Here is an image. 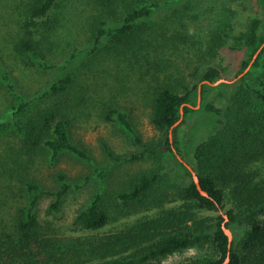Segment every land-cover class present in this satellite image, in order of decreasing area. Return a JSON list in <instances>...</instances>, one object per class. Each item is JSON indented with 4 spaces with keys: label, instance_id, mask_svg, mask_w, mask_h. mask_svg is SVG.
Instances as JSON below:
<instances>
[{
    "label": "trees",
    "instance_id": "1",
    "mask_svg": "<svg viewBox=\"0 0 264 264\" xmlns=\"http://www.w3.org/2000/svg\"><path fill=\"white\" fill-rule=\"evenodd\" d=\"M62 1L25 0V17L46 18ZM182 1L88 0L94 12L91 25L88 28L86 24L83 30L88 44L82 51L63 58L59 65L66 69V75L51 83L47 92L37 98L49 97L52 103L49 108L31 105L25 97L12 92L18 99L13 116L19 114L25 129L29 126L26 139L23 138L26 143L35 147L44 144L51 151V161L58 160L63 153L90 161L86 153L71 143L69 130L70 119L79 114L83 98L78 91L82 73L89 70L90 63L99 66L101 60H110L115 70L121 66V73L137 77L146 87L149 121L159 137L142 142L127 114L116 110L112 102L102 105L100 114L106 121L115 115L142 146L140 154L133 155L130 162L153 159V168L131 176L119 195L128 208L132 204L135 211L152 214L134 218L115 232L101 233L119 216L135 212L123 207L112 214L104 202L109 170L96 167L91 178L100 177L99 189L75 214L70 225V232L77 235L56 237L58 231L64 234L62 229L51 227L48 221L41 224L35 210L40 199L47 195L54 197L49 212L57 213L67 193L74 189L69 178L57 174L58 187L54 191L26 181L28 202L16 210L11 232L4 233L3 240L7 241L0 245V264H161L168 257L189 250L196 254L180 264H264V46L261 47L264 0H257L261 14H251L247 29L236 35L231 26L234 15L227 11L223 0L220 14L216 9L218 0H188L195 1L192 11H198L190 20L206 16L211 20L208 24L211 39L202 45H209L213 51L228 42L232 43L228 44L230 51L243 52L236 74L247 71L235 81L237 90L226 82L215 86L202 83L222 78L216 65L205 67L198 83L193 84L181 83L183 80L169 73L171 65L164 54L177 53L178 43L186 41L178 35L172 39L162 34L157 27L160 19L154 15ZM68 11L66 8L61 13ZM44 28L48 40L55 30L50 25ZM79 31H74V45ZM41 39L37 41L31 34L18 39L15 46L22 53L21 61L26 56L30 65L44 71L59 67L42 61ZM108 69L112 71L110 66ZM117 74L110 75L118 79ZM2 77L13 91L12 79L4 74ZM211 93L215 94L213 98ZM196 114L206 119L192 130L193 137L203 140L188 151L181 137L182 127ZM182 155L192 156L190 164ZM169 159L175 163L173 170ZM184 163L196 173L208 196L200 194ZM217 211L224 212L226 222L222 214L216 217L203 214ZM222 225L233 233L230 243ZM234 225L241 228L239 235L233 232ZM8 256L10 259L6 261ZM226 258L228 262L224 263Z\"/></svg>",
    "mask_w": 264,
    "mask_h": 264
},
{
    "label": "rangeland",
    "instance_id": "2",
    "mask_svg": "<svg viewBox=\"0 0 264 264\" xmlns=\"http://www.w3.org/2000/svg\"><path fill=\"white\" fill-rule=\"evenodd\" d=\"M156 1L162 3L165 0ZM195 1L184 0L171 4L154 15L155 18L160 19L157 27L162 29V34L172 39L178 35L179 39L184 38L186 41V43H178L177 53L164 54V58L171 65L169 73H172L174 78L183 80L181 83L193 84L198 83L205 67L216 65L221 69V79L231 84V89H236L234 83L240 78L236 71L243 58V52L230 51L228 42L213 51L209 45H202L211 39L209 36L211 32L208 31L211 20L208 16L206 19L190 20L192 14L198 13L192 11ZM23 2L25 0H0V127L3 129L0 130V239H2L0 245L7 241L3 240L6 239L4 233L11 232V221L16 210L28 202L24 187L26 181L36 182L44 190L54 191L58 187L56 175L59 173L69 178L74 189L67 193L57 213L49 212L54 197L47 195L40 199L35 210L41 224L48 221L51 227L62 229L60 231L64 234L58 231L56 237L67 238L77 235L75 232H70V225L75 214L99 189L100 177L91 178L93 168L96 167H107L109 170L105 179L108 193L105 194L104 202L112 214L123 207L131 213L135 212V215L119 216L116 221L104 227L101 233L115 232L134 218L152 214V212L135 211L132 204L129 205V209L119 195L124 191L131 176L153 168V159L130 162L133 155L140 154L142 146L135 141L130 131L118 122L115 115L111 116V121H106L100 114L101 106L112 102L116 110L127 114L132 129L142 142L156 140L159 137L149 121L150 107L145 100L146 87L133 74L121 73L123 67L118 66L115 70L112 61L101 60L99 66L95 63L88 64L89 70L84 71L79 79L81 83L78 91L83 98H80L79 114L76 113L70 119V139L71 143L86 153L92 161L80 159L71 153H63L58 160L51 161V151L44 147V144L35 147L26 143V131L29 126L25 129L19 114L13 116L16 109L14 105L18 103V99L12 92L25 97V101L31 105L35 103L39 107L48 109L52 104L51 99L47 97L37 100V98L47 92L51 83L66 75V69L59 65L63 58L82 51L88 44L87 37L84 40L83 30L86 24L88 28L91 25V15L94 12L90 9L88 0H63L58 9H53L48 17L30 20L25 17ZM220 2L221 0H218L216 4L219 14L223 13ZM222 2H225L227 11L234 15L231 26L235 35L247 29L251 14H261L257 0H223ZM203 5L208 6L206 2ZM66 8L69 11L61 13ZM211 16L213 17V12ZM45 25H50L55 30L48 40L45 36L47 32H44ZM75 30H80L77 46L74 45ZM29 34L37 41L42 38L39 45L42 61L47 65H59V67L44 71L36 65H30L26 56L21 61L22 53L16 50L15 45L18 44V39ZM109 66L113 72L109 71ZM115 73H118L115 75L119 76L118 79L110 75ZM3 74L12 79L13 91L8 88L6 80L2 79ZM118 89L121 91L118 92ZM214 96L215 94L211 93L210 97ZM32 110L34 115L35 109ZM205 119L201 114H196L188 118L182 127L181 137L188 151L203 140L202 137H193L192 130L197 129ZM208 119L210 121V118ZM182 157L190 164L192 156L182 155ZM169 162L170 169H175L174 161L169 159ZM203 214L213 217L218 214H222L223 217L225 215L223 211ZM233 232L239 235L241 228L234 225ZM231 234L233 238L232 231ZM195 254L194 250H189L182 255L170 256L161 264H180ZM9 259V256L6 257V261Z\"/></svg>",
    "mask_w": 264,
    "mask_h": 264
},
{
    "label": "water",
    "instance_id": "3",
    "mask_svg": "<svg viewBox=\"0 0 264 264\" xmlns=\"http://www.w3.org/2000/svg\"><path fill=\"white\" fill-rule=\"evenodd\" d=\"M263 46H264V44H263L261 47H263ZM260 49H261V48H260ZM260 49H259V50H260ZM259 50L257 51V53L259 52ZM257 53L254 55L253 59L256 57ZM253 59H252V61H253ZM247 69H248V68H247ZM246 71H247V70H245L244 72H242L240 75H238V77H241ZM220 82H225V80H224V79H219L218 81H216V82H214V83H209V82L203 81L202 83H208V84L211 85V86H215V85L219 84ZM199 102H200V98L198 97V103H199ZM189 106H190V105H189ZM190 107H192V106H190ZM196 107H197V106H196ZM180 120H181V119H180ZM180 120H179V121H180ZM179 121H178V122H179ZM178 122H177V123H178ZM177 123H176V124H177ZM178 159H179L181 162H183V160H182L180 157H178ZM184 165H185V166L188 168V170L191 172V174H192V179H193V181H194V183H195V185H196L198 191L200 192V194L203 195V196H208V194H207L204 190H202V188H201V186H200V183H199V179H198L196 173L192 170V168H191L187 163H184ZM224 218H225V221H226V220H227V216L224 215ZM222 229H223L225 235H226L227 238H228V242L230 243L231 240H232V234H231V231H230L228 228H226L224 225H222ZM227 262H228V258L225 259L224 263H227Z\"/></svg>",
    "mask_w": 264,
    "mask_h": 264
}]
</instances>
